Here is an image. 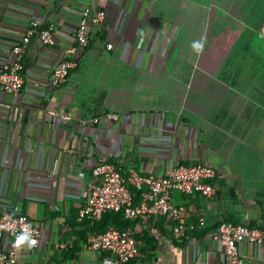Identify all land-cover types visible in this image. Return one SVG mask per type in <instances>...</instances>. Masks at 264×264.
<instances>
[{"label":"crops","instance_id":"1","mask_svg":"<svg viewBox=\"0 0 264 264\" xmlns=\"http://www.w3.org/2000/svg\"><path fill=\"white\" fill-rule=\"evenodd\" d=\"M197 1L0 0V67L32 32L23 89L0 91V210L25 214L41 229L37 247H14V237L0 241V250L18 251V264H119L107 252L85 249L105 225L130 230L139 241L140 256L127 264H228L216 239L221 222L264 230V67L247 77L202 72L188 52L197 50L206 19L196 13ZM86 6L104 10L105 18L90 28L67 81L53 87V70L77 44ZM49 26L56 38L51 47L40 38ZM106 113L119 119L91 122ZM99 163L114 165L125 179L208 164L216 169L217 192L211 198L172 193L188 212L183 239L160 214L130 222L112 212L100 221L80 219ZM140 200L137 192L132 206ZM240 251L245 264H264V243H242Z\"/></svg>","mask_w":264,"mask_h":264},{"label":"built area","instance_id":"2","mask_svg":"<svg viewBox=\"0 0 264 264\" xmlns=\"http://www.w3.org/2000/svg\"><path fill=\"white\" fill-rule=\"evenodd\" d=\"M104 10H94L90 6L82 10L81 20L76 27V45L69 46L65 53L68 59L62 61L52 73L50 85L60 87L66 81L70 72L78 66V59L89 44V32L92 26H99L105 18ZM32 32L24 36L13 47V61L0 67V91L7 95H18L24 87V79L21 75L26 48ZM44 45H55L56 38L54 27L49 26L40 33ZM112 49V44L108 45ZM50 116L63 122L70 121V117L63 113L51 111ZM119 119L114 113H106L101 117L92 119L96 124L102 121ZM87 125V121H81ZM92 174L95 182L91 186V193L80 210V219L90 218L100 221L106 212H121L128 222L139 216L160 214L169 217L173 223V232L176 239L186 236L188 226V212L184 206L177 205L172 200V193L178 191L184 195L202 194L211 198L216 195V188L212 184L216 178V169L208 164H178L167 175L144 176L132 172L125 179L109 163L94 165ZM131 185L134 191L128 187ZM147 189L145 190V188ZM137 192H141V200L138 205L132 206L133 198ZM25 227L32 230V235L40 245L41 229L25 214H11L0 210V241L6 237L16 238ZM217 241L226 247L229 263L245 264L240 251L242 243L258 245L264 243V230L244 224L221 222L216 236ZM85 249L91 252H107L117 258L119 264H127L140 256V243L130 230H121L108 227L91 235L85 244ZM19 255L15 249L0 250V264H18Z\"/></svg>","mask_w":264,"mask_h":264},{"label":"rangeland","instance_id":"3","mask_svg":"<svg viewBox=\"0 0 264 264\" xmlns=\"http://www.w3.org/2000/svg\"><path fill=\"white\" fill-rule=\"evenodd\" d=\"M262 3L264 0H199L195 3L196 13L205 15L206 19L200 28L201 48L188 52L200 63L202 72L246 77L261 73L264 67L260 65V60L264 61ZM186 55L183 58L188 60V53Z\"/></svg>","mask_w":264,"mask_h":264},{"label":"clouds","instance_id":"4","mask_svg":"<svg viewBox=\"0 0 264 264\" xmlns=\"http://www.w3.org/2000/svg\"><path fill=\"white\" fill-rule=\"evenodd\" d=\"M193 47L199 50L201 48V44L199 42H194ZM37 244L38 240L33 237L32 230L28 227H25L24 231H22L21 234L16 237L14 247L19 248L21 246H27L28 248H32Z\"/></svg>","mask_w":264,"mask_h":264},{"label":"trees","instance_id":"5","mask_svg":"<svg viewBox=\"0 0 264 264\" xmlns=\"http://www.w3.org/2000/svg\"><path fill=\"white\" fill-rule=\"evenodd\" d=\"M199 194V193H198ZM111 212V211H110ZM112 213H117V214H120V216L122 217H124V215H123V213H121V212H112ZM108 227L105 225L104 227H103V229H102V231H105L106 229H107Z\"/></svg>","mask_w":264,"mask_h":264}]
</instances>
